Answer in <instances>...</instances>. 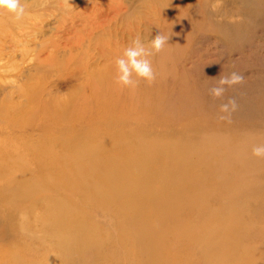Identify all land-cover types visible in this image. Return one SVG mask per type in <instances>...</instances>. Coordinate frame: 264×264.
I'll return each instance as SVG.
<instances>
[{
    "label": "rangeland",
    "instance_id": "1",
    "mask_svg": "<svg viewBox=\"0 0 264 264\" xmlns=\"http://www.w3.org/2000/svg\"><path fill=\"white\" fill-rule=\"evenodd\" d=\"M21 3L26 9L21 21L14 23L6 13L0 15V31L5 30L0 33V41L6 43L5 49L0 50V107L5 103L26 105L27 93L24 96V92L34 88L42 102L52 98L57 102L75 101L73 105L82 106L78 109H82L81 114L88 116L91 122V126H84L80 133L86 137L87 146L104 147L108 143L105 133L119 124L120 141L116 149L124 148L123 142L128 139L136 144L145 136L149 148L138 156L147 159V165V154L155 146L178 147L184 142L170 154L166 149L162 152V165L167 161L184 164L177 165L187 172L181 198L191 197L193 183L205 180L209 187L202 196V203L209 211L217 210L222 204L221 195L229 197L237 193V182L258 186L264 181V159L252 156V147L264 144V0H21ZM9 33L16 36L14 41L10 42ZM157 33L170 39L162 52L151 57L156 79L149 84L151 92L143 100L148 101L149 106L143 101L134 105L143 92L139 83L133 102L130 105L126 102L127 110L120 112L121 120L105 114L91 118L90 112L96 104L93 105L94 95L84 85L88 73L105 67L115 68V59L132 39L140 36L147 42ZM231 72L241 74L243 83L228 89L222 100H214L209 89L217 85L220 75ZM126 89L117 87L115 90L116 106H126L123 102ZM228 98H235L238 105L230 122L221 121L218 111L219 105ZM51 109L49 106L41 120L36 113L34 115L35 111L30 115L36 122L50 126L54 116ZM71 110L70 106L68 113ZM6 123L0 115L1 138L10 135L8 129L1 128ZM35 125L34 122L27 129L33 140L38 137ZM73 125L76 122L70 124L71 128ZM59 128L58 125L56 132ZM218 152L224 153L223 160L226 159L222 166L230 164L243 173L233 183L228 180V187L221 186L219 178L209 171V167L222 163ZM99 157L109 161L111 167L119 163L111 155ZM19 163L11 162L13 166ZM62 164L59 162V166ZM251 174L257 180H251ZM106 176L118 174L107 172ZM57 178L37 175L28 183L31 186L38 183V195L44 196L33 208L16 207L12 213L0 205V224L8 226L5 233H0V264L2 253H5L6 264H71L62 256L65 251L57 245L55 235L41 220V213L48 206L44 205L45 198H51L60 206L53 209L58 215L71 216L67 207L72 206L74 215L88 227L99 230L101 239L115 233L113 204L107 211L91 202L83 192L71 194L66 187H61L70 182L68 178ZM82 180L76 177L74 184L79 186ZM19 181L21 179L17 178L16 183ZM113 191L114 197L123 194L114 188L102 189L101 193L107 195ZM36 200L37 197L32 201ZM99 202L107 206L104 200L99 199ZM203 206L193 204L181 213L180 220L168 221L167 231L172 232L171 237L177 238L191 215L200 212ZM38 216L43 226L36 223ZM263 216L264 205L260 202L253 203L249 213L241 216L244 224L250 217L256 224L244 230L247 247L264 243ZM209 220L212 219L207 217L202 222ZM128 247L130 245L120 243L106 244L102 252L97 253L93 245L87 243L82 251L67 256L74 264H131ZM190 253L198 252L190 249ZM261 259L264 253L256 256L258 262Z\"/></svg>",
    "mask_w": 264,
    "mask_h": 264
},
{
    "label": "bare ground",
    "instance_id": "2",
    "mask_svg": "<svg viewBox=\"0 0 264 264\" xmlns=\"http://www.w3.org/2000/svg\"><path fill=\"white\" fill-rule=\"evenodd\" d=\"M10 36V42L14 41L16 36L9 33L8 37ZM5 44V41H0V50L5 49ZM114 75L113 67L88 73L84 85H87L86 88L94 95L93 105L96 104L90 112L91 118L105 114L104 116L116 121L121 120L120 112L127 110L126 102L129 105L133 102L135 90L126 89L123 96L126 106H116L114 92L119 86L114 82ZM139 83L143 92L137 97L134 105L147 99L151 92L149 84ZM26 93L27 97H24L26 105L5 103L4 107H0L1 117L11 124L10 126L6 123L1 127L8 129L10 135L0 137V205L7 207L12 213L16 211V207L18 209L35 207L44 196L38 195L40 192L38 183L33 186L28 183L37 175H45L56 176L57 179L68 178L70 182L61 185L66 187V191L71 194L83 192L91 198V202L100 204L107 211L110 210L108 208L110 204L116 209L113 214L116 218L113 222L115 233L103 240L98 236L99 230L88 227L74 215L72 206L67 207V212H70L71 216L58 215L53 209L60 206L54 204L51 198L43 199L44 205L48 206L42 211L41 220L55 235L57 245L65 251L61 254L69 263L74 264L68 258V253L82 251L87 243L92 244L97 253H101L106 244L120 243L123 246L130 245L127 257L132 261L131 264H264V259H261V262L256 260L259 253H264V243L250 244L247 247L243 238L247 226L256 225L252 221L253 216L247 224L241 221V216L249 213L253 203L260 202L264 205V181L257 184L261 185V188L244 186L237 182L235 184L239 189L237 193L229 197L221 195L224 199L222 204L217 210L209 211L202 203V196L209 187L205 180L193 183L191 197L181 198L185 190L183 180L187 172L177 165L184 164L167 161L162 165V152L166 149L170 154L184 145V142L178 147L155 146L147 154L149 156L147 165V159L138 156V153L149 148L146 137L143 136L146 141L139 138L136 144L128 139L123 142L124 148L116 149L120 141L117 133L121 128L117 124L115 129L109 127L110 130L105 133L108 143L104 147L91 148L87 146L86 137L80 134L84 126H91L89 117L81 114L82 109H78L82 106L75 107L73 105L75 101L57 102L53 98L42 102L35 88L24 92V96ZM143 103L149 106L148 101ZM49 106H52L51 112L54 113L50 126L36 122L35 117L30 115L31 111H35L34 115L36 113L41 120ZM70 106L72 110L68 113ZM79 121L83 124H79ZM34 122L38 128L35 129L38 134L35 140L30 138L27 130ZM75 122L76 125L71 128L70 124ZM58 125L59 132H56ZM217 154L222 163L209 167V171L219 178L221 186L228 187V180L233 183L234 179L243 173L241 170L238 172L234 170L230 164L222 166L226 161L223 160L224 153ZM106 155H111V158L119 160V163L111 167L109 161L99 157ZM12 161L20 163L13 166ZM59 162L63 164L59 166ZM90 163L93 165L89 166ZM107 172L117 173L118 176L107 177ZM76 177L83 179L79 186L74 184ZM17 178L21 179L18 183ZM249 178L257 180L254 174L249 175ZM89 182L91 185H88ZM167 184L169 187H166ZM50 185L55 186L53 183ZM56 188L60 191L58 187ZM105 188L119 189L123 194L114 197L113 191L104 195L101 191ZM8 193L11 196H8ZM16 194L17 200H14ZM36 197L37 200L32 201ZM99 199L104 200L107 206L102 205ZM193 204H201L203 209L191 215L189 223L183 226L177 238L171 237L172 232L167 231L169 228L167 222L180 220L181 213ZM207 217L212 220L202 222ZM36 223L43 226L39 222V216ZM7 227L0 224V233H5ZM190 249H195L198 253H190ZM4 255L5 253L1 254L3 258L1 264H6L4 260L7 259ZM187 260L191 262L183 263Z\"/></svg>",
    "mask_w": 264,
    "mask_h": 264
},
{
    "label": "clouds",
    "instance_id": "3",
    "mask_svg": "<svg viewBox=\"0 0 264 264\" xmlns=\"http://www.w3.org/2000/svg\"><path fill=\"white\" fill-rule=\"evenodd\" d=\"M7 14L8 18L16 23L26 15V9L21 0H0V15ZM170 37L157 33L151 40L145 42L140 36L135 37L123 49L122 54L115 59L114 82L121 88L135 90L139 82L152 84L156 79V73L152 66L151 57L163 51ZM244 77L231 72L228 75H220L216 86L209 89V94L214 100H222L228 89L242 84ZM235 98H228L219 105V119L231 121L232 113L237 109ZM252 156L264 159V144H256L252 147Z\"/></svg>",
    "mask_w": 264,
    "mask_h": 264
}]
</instances>
